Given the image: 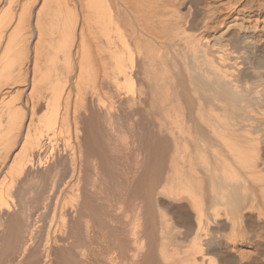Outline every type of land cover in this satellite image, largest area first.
Wrapping results in <instances>:
<instances>
[{
  "label": "bare ground",
  "instance_id": "1",
  "mask_svg": "<svg viewBox=\"0 0 264 264\" xmlns=\"http://www.w3.org/2000/svg\"><path fill=\"white\" fill-rule=\"evenodd\" d=\"M2 240L264 264V0H0Z\"/></svg>",
  "mask_w": 264,
  "mask_h": 264
},
{
  "label": "rangeland",
  "instance_id": "2",
  "mask_svg": "<svg viewBox=\"0 0 264 264\" xmlns=\"http://www.w3.org/2000/svg\"><path fill=\"white\" fill-rule=\"evenodd\" d=\"M3 241H5L4 244L6 243V240H2V241L0 242V244H1L0 247H2V245H3L2 249H4L2 252L0 251V255H3V254L5 253V254H4V256H5V255L7 254V252L5 251V250H6V247H5V245L3 244ZM4 256H3V257H4ZM6 256H7V255H6ZM6 256H5V257H6ZM3 257L0 256V260H2ZM5 257H4V259L2 260V263H5V261H6V258H5ZM1 258H2V259H1ZM4 260H5V261H4ZM0 264H1V261H0Z\"/></svg>",
  "mask_w": 264,
  "mask_h": 264
}]
</instances>
